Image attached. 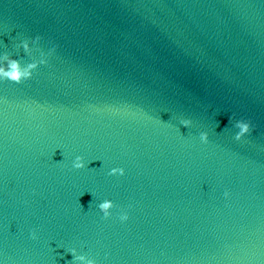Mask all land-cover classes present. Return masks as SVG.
Returning <instances> with one entry per match:
<instances>
[{"label":"water","instance_id":"obj_1","mask_svg":"<svg viewBox=\"0 0 264 264\" xmlns=\"http://www.w3.org/2000/svg\"><path fill=\"white\" fill-rule=\"evenodd\" d=\"M6 53L0 264H264V0H0Z\"/></svg>","mask_w":264,"mask_h":264},{"label":"clouds","instance_id":"obj_2","mask_svg":"<svg viewBox=\"0 0 264 264\" xmlns=\"http://www.w3.org/2000/svg\"><path fill=\"white\" fill-rule=\"evenodd\" d=\"M41 40V37L37 36L34 39V42L38 43ZM23 47L27 52H31L29 43L27 40L24 41ZM56 51V48L53 47L48 52V57L54 54ZM47 58L34 60L33 62L27 64V66H22L20 61L17 59H12L7 53L4 56L5 61H7L6 65L4 67H0V78H2L4 81H11L16 84H22L26 80H30L33 78L34 73L39 69L41 65H47L49 60ZM180 124L184 128H190L193 124V121L191 119H184L181 118ZM235 128L238 129V131L235 134V139L237 141L243 140L246 135H249L252 130V123L248 120H238L235 122ZM200 139L203 143L209 142V133L208 132H201L200 133ZM88 164L86 163L83 156H77L76 159L73 161V167L75 169H83ZM126 174V170L124 168H113L111 169L109 175L114 176H123ZM225 197H229L230 193L225 192ZM100 211L103 213L104 219H110L113 216V209L117 207V205L112 200H105L102 203L98 205ZM129 214L126 211L121 210L119 213V219L121 222H126L129 220ZM32 238L37 239L36 232L34 231L32 233ZM70 253L73 256V264H76V262H81V264H97L95 259L89 258L87 255L78 254L76 249H71Z\"/></svg>","mask_w":264,"mask_h":264}]
</instances>
